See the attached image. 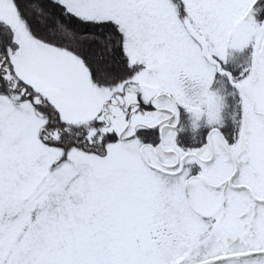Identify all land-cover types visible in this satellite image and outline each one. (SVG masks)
Returning a JSON list of instances; mask_svg holds the SVG:
<instances>
[{"label":"snow or ice","instance_id":"6c2138e0","mask_svg":"<svg viewBox=\"0 0 264 264\" xmlns=\"http://www.w3.org/2000/svg\"><path fill=\"white\" fill-rule=\"evenodd\" d=\"M0 264H264V0H0Z\"/></svg>","mask_w":264,"mask_h":264}]
</instances>
